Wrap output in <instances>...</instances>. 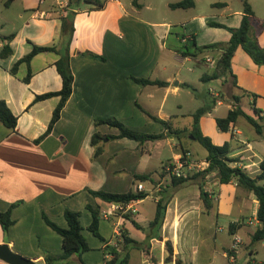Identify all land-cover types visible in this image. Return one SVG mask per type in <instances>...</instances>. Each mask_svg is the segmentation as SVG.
Listing matches in <instances>:
<instances>
[{
  "label": "crops",
  "instance_id": "crops-1",
  "mask_svg": "<svg viewBox=\"0 0 264 264\" xmlns=\"http://www.w3.org/2000/svg\"><path fill=\"white\" fill-rule=\"evenodd\" d=\"M29 9L31 16L15 33L2 35L0 32V52L5 45L12 49L8 57H0V100L17 116L15 129L7 128L0 120V211L10 209L14 221L7 233L0 224V245L8 244L13 251L46 264V254L61 255L63 245L61 235L47 224L45 217L67 228L65 212L71 210L80 213L83 234L91 249L81 256H73L67 264H105L113 257L108 251L117 247L121 252L122 230L141 244L128 249V264H176L174 260H166L167 242L173 247V256L184 264H264V259H259L264 242H252L259 223L250 222L257 218L259 201L236 181L221 184L216 172L209 175L205 184V189L212 194L209 206L203 202L199 184L189 183L173 192L159 231L155 233L148 228L157 211V192L170 183V178L157 173L159 168L163 169L167 162L181 155L182 146L203 157L200 164H208L207 152L196 151L194 139H182L179 145L162 124L148 115L170 121L175 128L191 129L192 114L198 109L190 106L206 96L216 99L212 109L201 117L202 132L216 145L230 143L231 157L238 158V166L255 177L264 161V121L262 133L253 128V134L248 127L253 126L244 118L229 132H222L216 119L227 116L235 104V95L241 96L239 104L248 114L252 115L256 106L264 116V66L255 64L239 48L232 60L235 85L234 78L220 73L215 65L222 55L221 49L193 55L196 50L191 51L188 45L179 46L193 40L195 33L191 32L196 26L190 32L177 34V43L170 44L171 23L145 19L139 16L140 11L128 9L120 0H108L101 10L74 7L77 14L70 47L73 93L51 132L41 139L60 97L35 99L62 89V78L55 65L60 56L54 52L36 55L30 64L33 75L29 83L24 81L29 72L27 64L22 63L16 74L11 70L30 53V42L39 46L57 45L61 20L41 0ZM243 14V9H237L216 22L237 28ZM199 20L194 15L189 22ZM206 20L201 25L210 19ZM255 25L260 26L255 28L259 31V44L264 47V27L258 22ZM9 37L10 40L6 39ZM230 37L223 43H228ZM197 41L196 38L198 46ZM182 52L191 55L185 56ZM194 66H206L211 71L196 75ZM213 73L221 76L206 83L202 81L203 76ZM132 77L160 80L167 85H142ZM244 90L258 97L254 99ZM183 97L187 104L181 101ZM220 111L224 114L220 115ZM186 117L192 122L184 125ZM97 119H117L132 130L161 137L144 144L128 138L109 139L119 134L118 129L105 124L97 126ZM95 133L101 134L99 146L104 149L96 158V147L92 144ZM165 144H170L172 157L162 162ZM136 174L150 176L151 180L144 182L149 195L131 204L137 212L129 217L114 211L115 203L90 193L135 191ZM88 205L101 215L99 232L105 241L89 230L93 217ZM105 213L107 217L103 216ZM237 222L241 227L230 234V224ZM236 236L242 241L233 251ZM0 264L7 263L0 260Z\"/></svg>",
  "mask_w": 264,
  "mask_h": 264
},
{
  "label": "trees",
  "instance_id": "trees-1",
  "mask_svg": "<svg viewBox=\"0 0 264 264\" xmlns=\"http://www.w3.org/2000/svg\"><path fill=\"white\" fill-rule=\"evenodd\" d=\"M85 1L86 3L92 5V8H90L92 10H101L105 7L106 3L108 2V0H85ZM242 1L244 6L243 7L244 14L241 19V23L239 27L232 28L216 21L209 22L210 26L228 29L231 35L229 42L209 44L204 46L203 48H199L193 54V55H198L200 52L209 49H216V48L221 49L222 55L217 63L219 72L223 73L224 75L232 76L234 78L235 85H237V83H236V77L232 71V60L236 51L239 48H242L251 57V59L254 61L255 64L259 66H264V47H262L259 44L258 41L259 31L255 28V22L260 23L262 27H264V22H261L255 17V13L250 3L251 0H242ZM195 5H196V0H181L176 3H172L170 7L172 9H191L194 8ZM214 5L219 7H225L227 4L217 3ZM73 6L79 7V4H73ZM53 11L57 13L59 19L61 20V33H60L59 43L57 45H52V46H39L30 42V44H32V50L30 51V53H28L21 60H19L11 70L13 74H16L19 66L22 63L27 64L29 67V72L27 76L24 78V81L26 83H29L33 75L30 68V64L32 59L36 55L40 53L54 52L60 56V58L56 61L55 65L58 73L62 78V82H63L62 89L57 92H49L46 94L38 95L35 99L36 101H42L52 98L54 96L60 97V102L54 110L48 129L45 132V134L41 137V139L47 136L51 132L53 126L60 119L61 112L73 93V83H74V75L70 64V47L75 33L74 22L77 12H74L72 10L65 12H60L57 10H53ZM192 37L194 42H196V36L194 35ZM6 39L10 40L11 37ZM11 53H12L11 47L9 45H5L2 51L0 52V57L2 58L8 57ZM182 54L185 56L191 55L188 52H182ZM88 55L97 58L99 57L91 53H89ZM220 73L206 74L205 76L202 77V81L206 83L211 80L217 79L218 77L221 76L219 75ZM132 79L135 82L140 83L142 85H148V84L160 85V86L167 85L166 82L160 80L153 81L150 79H139L135 77H132ZM184 86L190 87L186 84H184ZM244 93L245 94L248 93L249 95H252L254 99L258 97L257 94H251L250 92H247L245 90ZM233 98L235 104L233 105L232 109L229 110L227 116L224 118L216 119L218 128L222 132H229L235 126V124L240 118H244L249 122V124L253 126V128L256 130L258 134H261L263 128V125L261 123L262 121H264V116H262L263 111L257 108L256 106H254L253 114L252 115L248 114L239 104L241 96L235 95ZM202 100H203V106L192 114L193 123L191 129L175 128L173 127L170 121L163 120L161 118L152 116L150 114L148 115L151 119L162 124L165 130L167 131V133L169 134V136L179 141L178 143L179 145L182 144L181 143L182 139H187L189 137L197 141L207 151L206 160L208 162L207 168H205L202 171L189 173L188 175L181 177H171L170 183L163 186L160 189V191L157 192V195L159 197L157 203V211L155 214V218L150 222L148 228L150 231H155V233L159 231V229L163 224L166 208L170 198L172 197L173 192L177 188L187 185L189 183L199 184L203 202L206 206H209V202H210L209 196L212 194H210L205 189V184L209 175L216 172L219 177V182L221 184H229L231 181H236L239 187L245 189L249 193H252L259 201V208L257 211V219L259 221V226L257 227V229L253 234L252 242L253 243L264 242V184H261V182L264 181V161L261 162V172L254 177L238 166L237 164L239 161L238 158L231 157L232 148L230 143L227 142L221 146L214 144L211 137L205 135L202 132L200 126V120L202 116H204L212 109L211 104L216 103L217 100L216 99L210 100L209 96L202 98ZM0 120L9 129H15L17 125V116L11 111L7 103L3 100H0ZM95 123L97 126L100 124H105L111 128L118 129L119 134L116 136H109V139L128 138L137 141L139 144H144L147 141L157 140L161 137V135L147 134L144 132L132 130L122 122L118 121L117 119H97ZM101 139L102 136L100 133H95L92 137V144L93 146L96 147L95 155H94L95 158L98 157L104 151L103 147L99 146V142L101 141ZM181 149H182L181 153L187 152V149L184 146H182ZM166 164L163 166V170H162L164 176H165L164 169ZM149 180H151L149 175L136 174L134 183L136 184V186H138V184L144 183ZM90 193L95 198L101 199L105 202L122 203V204L131 201L141 200L149 195V193L145 191H139L137 189L135 191H130L124 194H115L105 191H90ZM87 208L91 211L93 217L92 222L89 226V230L96 237H98L102 241H105V239L99 232L101 215L97 210L93 209L90 205H88ZM127 217L129 216L127 215ZM65 219L67 221L68 226L67 228H62L45 217L47 224L61 235L62 245H63V252L61 255L55 256L52 254H46L45 256L46 264H67L72 260L73 256H81L83 253L90 251L91 249L87 239L83 234V226L80 221V213L71 210H66ZM13 223L14 221L12 219V214L10 209L6 212L0 211V224L5 233L9 231V228ZM135 225L140 228V226H138L136 223ZM238 227H241V224L239 222L231 223L229 226L230 234H234L235 229ZM121 238H122L121 252L117 250V247H114V250L112 252L108 251L107 253L109 255H113V257L111 259H107L105 261V264H128L129 256H130L128 249L130 248V246L137 247L141 245L139 242L132 239L126 230H122ZM166 245H167V250L169 251V256L166 260L167 261L174 260L176 264H184L181 259L175 258L173 256L174 251L172 245L169 242H167ZM81 264L84 263L82 262Z\"/></svg>",
  "mask_w": 264,
  "mask_h": 264
},
{
  "label": "rangeland",
  "instance_id": "rangeland-1",
  "mask_svg": "<svg viewBox=\"0 0 264 264\" xmlns=\"http://www.w3.org/2000/svg\"><path fill=\"white\" fill-rule=\"evenodd\" d=\"M37 0H0V32L2 35H9L11 33H15L20 25L29 18L32 14V11L29 9L32 5H35ZM128 9L138 10L140 11L139 16L151 20V21H159V22H168L172 24V34L169 39V43L176 42L177 34H185L187 32L192 31V27L196 26V30H193L191 33H195L197 38L198 46L195 45L196 42L194 40H190L189 44H179L180 47L189 46L190 50H198L199 48H203L207 44L211 43H223L227 41L230 37V32L228 29L213 27L209 25L210 20H221L220 18L228 13H232L237 9H243V1L242 0H196V5L191 9H172L170 5L172 3L179 2L181 0H120ZM217 3H226L227 7H219L214 4ZM256 17L264 22V0H251L250 1ZM81 7L92 8L91 4L86 3L85 0H82L79 4ZM45 8V7H44ZM46 8L50 9L51 5L46 3ZM189 10V11H187ZM138 15V14H137ZM198 15L200 20L191 24L189 20L192 16ZM205 18L209 20V22L203 23ZM206 20V21H207ZM205 21V22H206ZM191 25H190V24ZM228 26V25H227ZM256 28L260 27L258 25ZM230 27V25L228 26ZM218 60H216L215 65H217ZM196 75L201 73H208L211 70L206 66L198 67L194 66ZM194 73V74H195ZM206 94V92H205ZM207 95V94H206ZM221 97V96H220ZM184 97L181 99L182 102L187 104L184 101ZM170 103V102H169ZM203 106V101H196L195 106L193 104L190 106L191 109H199ZM186 108V107H185ZM188 110V109H187ZM186 110V111H187ZM220 115H223V112H219ZM192 122L190 117H186L183 120V124ZM214 127L216 125L214 124ZM250 130H253V134L255 130L253 127L248 126ZM175 142L173 141L172 144ZM194 149L201 152H207L197 141L193 143ZM188 152L191 153V159L194 162H199L203 160V157L198 156L194 151L189 148ZM163 154L160 157L162 162H165L170 157H172V151L170 144L164 145ZM197 156V159L195 158ZM160 169V170H159ZM157 173H162V168H159ZM147 184V183H143ZM264 184V182H261ZM88 235V233H87ZM18 253V252H16ZM20 254V253H18ZM22 255V254H20ZM24 256V255H23ZM28 258L27 256H24ZM30 259V258H28ZM259 259H264V251L260 253Z\"/></svg>",
  "mask_w": 264,
  "mask_h": 264
},
{
  "label": "built area",
  "instance_id": "built-area-1",
  "mask_svg": "<svg viewBox=\"0 0 264 264\" xmlns=\"http://www.w3.org/2000/svg\"><path fill=\"white\" fill-rule=\"evenodd\" d=\"M41 3H49L51 5V10H57L60 12H65V11H74V6L73 4H75L73 2V0H41ZM207 165V163H196L191 159V153L190 152H186V153H182L181 155H179L178 157L170 160L169 162H167L165 169H164V173L165 176L168 178L171 177H181V176H186L189 173H193V172H198V171H202L205 168H207V166L205 167L204 165ZM137 190L139 191H145V187L143 183L138 184L137 186ZM134 201L122 204V203H115V205L113 206L114 211H118L121 215H130V214H135L137 212V209L134 208L131 204ZM104 217H107L108 214L105 213L103 214ZM253 221H256L257 223H259L258 219H252L250 222L252 223ZM121 235V234H120ZM119 235V236H120ZM241 238L236 236L234 238V243L232 246V250L235 251L237 250V248L239 247V245L241 244Z\"/></svg>",
  "mask_w": 264,
  "mask_h": 264
},
{
  "label": "water",
  "instance_id": "water-1",
  "mask_svg": "<svg viewBox=\"0 0 264 264\" xmlns=\"http://www.w3.org/2000/svg\"><path fill=\"white\" fill-rule=\"evenodd\" d=\"M81 0H73L75 4H79ZM0 260L7 264H39L35 261L24 257L13 251L8 244L0 245Z\"/></svg>",
  "mask_w": 264,
  "mask_h": 264
}]
</instances>
